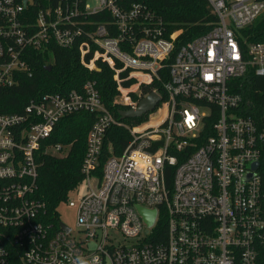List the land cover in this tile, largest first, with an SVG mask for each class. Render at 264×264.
<instances>
[{
  "label": "built area",
  "instance_id": "obj_1",
  "mask_svg": "<svg viewBox=\"0 0 264 264\" xmlns=\"http://www.w3.org/2000/svg\"><path fill=\"white\" fill-rule=\"evenodd\" d=\"M208 2L217 23L176 49L180 32L167 36L141 3L0 0V89L32 76L34 53L53 47L76 50L89 70L105 64L119 112L138 108L142 86L164 87L135 124L104 106L92 80L0 114V264H264V41L245 46L241 34L264 0ZM77 112L97 118L82 167L87 193L65 201L73 230L60 214L48 220L35 193L45 141ZM112 127L131 139L100 173ZM45 152L66 154L59 145ZM140 208L155 211L151 225Z\"/></svg>",
  "mask_w": 264,
  "mask_h": 264
},
{
  "label": "trees",
  "instance_id": "obj_2",
  "mask_svg": "<svg viewBox=\"0 0 264 264\" xmlns=\"http://www.w3.org/2000/svg\"><path fill=\"white\" fill-rule=\"evenodd\" d=\"M131 5L141 3L153 16L154 21L162 22L167 36L179 31L176 49L185 43L209 32L217 23L208 0H118ZM96 20L102 21L96 16ZM146 25L150 23L146 22ZM156 25L152 23V26ZM244 45L250 42L264 41V14L253 24L241 31ZM53 54L34 53L31 64L33 75H23L20 83L12 88L0 89V114L22 113L31 100L39 99L45 94L59 93L66 95L73 90L81 91L84 84L95 81L102 102L118 120L131 124L144 121L141 118L122 119L119 115L121 105L115 100L118 96L116 82L107 66L101 62L93 70L86 68L80 61L76 50L52 48ZM51 66V70L48 67ZM167 79V78H166ZM134 80L125 83L130 86ZM256 89L262 88L255 82ZM164 95L163 84L154 81L151 85L141 87L143 95L153 90ZM96 115L88 112H77L61 119L55 126L51 136L45 141L39 153V174L35 197L45 204L46 217L57 223L59 207L66 201L83 181L82 167L87 150V138L96 120ZM129 133L121 127L108 130L103 144V154L99 172L104 161L112 154L120 155L129 143ZM59 145L65 148L64 156L45 152L49 146Z\"/></svg>",
  "mask_w": 264,
  "mask_h": 264
},
{
  "label": "water",
  "instance_id": "obj_3",
  "mask_svg": "<svg viewBox=\"0 0 264 264\" xmlns=\"http://www.w3.org/2000/svg\"><path fill=\"white\" fill-rule=\"evenodd\" d=\"M48 70H51V66L48 67ZM159 101H160V96L157 93L152 92V93L148 94L147 96H145L141 100V102L139 103L138 108L136 110H130V111H122L121 110L119 112V114H120L121 118H123V119L141 118L142 116H144L148 112L154 110V108L159 103ZM140 212L142 213L145 221L149 225H151L153 223V220H154L155 211H147V210L140 208ZM61 226L65 230H67V231L69 230V228L65 224H62Z\"/></svg>",
  "mask_w": 264,
  "mask_h": 264
},
{
  "label": "rangeland",
  "instance_id": "obj_4",
  "mask_svg": "<svg viewBox=\"0 0 264 264\" xmlns=\"http://www.w3.org/2000/svg\"><path fill=\"white\" fill-rule=\"evenodd\" d=\"M87 193V186L82 184L79 186L76 192L70 193V198L78 199L79 196ZM60 214V219L63 223L68 225L73 230H76V210L68 206L67 202L62 203L58 209Z\"/></svg>",
  "mask_w": 264,
  "mask_h": 264
},
{
  "label": "clouds",
  "instance_id": "obj_5",
  "mask_svg": "<svg viewBox=\"0 0 264 264\" xmlns=\"http://www.w3.org/2000/svg\"><path fill=\"white\" fill-rule=\"evenodd\" d=\"M98 260L97 257L93 256L92 257V261H91V264H95V262ZM75 264H88L87 261H85L84 259L82 258H77L76 261H75Z\"/></svg>",
  "mask_w": 264,
  "mask_h": 264
}]
</instances>
